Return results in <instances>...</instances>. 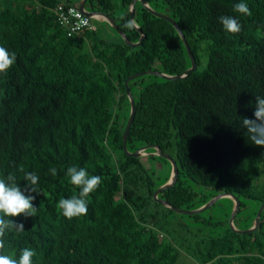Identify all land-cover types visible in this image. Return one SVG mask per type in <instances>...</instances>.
Listing matches in <instances>:
<instances>
[{
  "label": "trees",
  "instance_id": "trees-1",
  "mask_svg": "<svg viewBox=\"0 0 264 264\" xmlns=\"http://www.w3.org/2000/svg\"><path fill=\"white\" fill-rule=\"evenodd\" d=\"M77 1L26 0L0 10V46L17 57L0 74V178L12 173L23 187L24 172H34L40 192L32 193L36 216L11 218L25 230L5 237L4 254L18 258L29 247L36 252L33 264H177L179 248L164 233L175 213L224 227L195 242L199 264H264V208L260 225L244 233L228 226L229 198L219 222L208 211L174 212L152 198L169 172L161 181L154 178L141 156H128L122 148L129 115L124 80L148 69L174 75L188 68L178 32L137 1L133 20L145 34L139 45L100 38L96 29L68 36L53 8ZM116 1L86 4L110 14L135 42L131 0ZM145 1L176 21L197 67L185 78L143 75L129 81L135 114L127 149L155 145L175 160V183L158 197L191 209L232 192L240 200L234 225L248 228L264 202V147L248 140L241 121L255 118V98L264 97V0H244L251 16L234 11L240 0ZM222 15L235 17L240 32L224 30ZM150 159L170 169L161 156ZM69 166L102 181L88 197L87 215L72 220L58 208L60 198L79 192L66 175Z\"/></svg>",
  "mask_w": 264,
  "mask_h": 264
},
{
  "label": "clouds",
  "instance_id": "clouds-1",
  "mask_svg": "<svg viewBox=\"0 0 264 264\" xmlns=\"http://www.w3.org/2000/svg\"><path fill=\"white\" fill-rule=\"evenodd\" d=\"M234 11L246 16L252 14L244 0L234 5ZM219 21L223 29L229 33L237 34L241 30V24L233 16L222 15ZM16 59L15 52L0 46V74H6L16 63ZM254 117V119L242 118V127L246 129L248 140L256 146L264 147V97L256 96ZM20 171L23 172V168ZM49 172L52 176L57 175L55 167L50 168ZM66 175L79 192L78 195L74 194L70 198H60L58 208L68 220L86 216L88 197L101 185V177L89 175L85 168L77 166H69ZM22 180L26 182L23 187L12 173H9L6 179L0 178V264H33V257L36 255L35 250L29 247L20 249L18 258L4 254L5 237L11 232L22 233L25 230L22 222L11 218L34 217L38 211L33 204L36 197L32 193H40L37 188L39 176L34 172H24Z\"/></svg>",
  "mask_w": 264,
  "mask_h": 264
},
{
  "label": "water",
  "instance_id": "water-1",
  "mask_svg": "<svg viewBox=\"0 0 264 264\" xmlns=\"http://www.w3.org/2000/svg\"><path fill=\"white\" fill-rule=\"evenodd\" d=\"M137 1H139L142 4V6L145 7L148 11H150L153 15L160 17V18H164L165 20L169 21L173 25V27L178 32V34H179V36H180V38L184 44L185 50H186L187 55H188L189 60H190V66L188 68H186L182 73L174 74V75H169V74L157 71V70L148 69L146 71L134 73V74L129 75L128 77L125 78L124 87H125V91H126V94L128 97V101H129V115H128L124 130H123V133H122V148H123L125 154L128 156H134V157H139L142 155H145V156L146 155H158L170 163L171 172H170L169 178L167 179L166 182H164L163 184L158 186L152 193V198L155 202H158L161 205L170 208L174 212H177L180 214H185V215H194V214L201 213V212L205 211L206 209L210 208L211 205H213L218 199L223 198V197H228V198H231L233 200L232 210H231V213H230L229 219H228V224H229V227L231 228V230L238 232V233L254 231L260 225V222H261L260 213H261L262 209L264 208V202H261V204L259 205V207L256 211V214H255V217H254L253 224L250 227L245 228V229H239V228H236L234 226V217H235V215H236V213L240 207V200L232 192H219V193L215 194L214 196H212L208 201L203 203L201 206L196 207V208H192V209H187V208H182V207L172 205L167 200H164V199L158 197V194L161 190L167 189L175 183V180H176L177 174H178V167H177L175 160L169 154L162 152L160 150V148L158 146H155V145H145L136 151H133V152L128 151L127 146H126L127 138H128L129 131L131 128V124H132L134 114H135V101H134L132 91L129 88V84H128L129 81L134 79V78L143 76V75H156L158 77H161V78H164L167 80L168 79L173 80V79L185 78L189 74V72L194 71L197 67L195 58H194L192 52L190 51V48H189L188 44L186 43L184 34L180 30L176 21L174 19H172L171 17H169L166 13L158 12V11L152 9L145 0H131L130 5H129V23L131 25H133L139 33V38L135 42L131 41L126 36L125 32L122 31V29L120 27H118L116 21L114 20V18L110 14H107L106 12H102V11L88 9L86 7L87 0H78L75 5H77V8L84 15L88 16L89 18H91V19H102V20L107 21L111 25V27L117 32V34H119V36L124 40V42L127 45L136 46V45H139L141 43L142 39L145 37V34L142 32L141 28L133 20L134 19V8H135V4ZM166 11H167V9H166ZM147 147L148 148H154L155 149L154 153L153 154L146 153L145 150Z\"/></svg>",
  "mask_w": 264,
  "mask_h": 264
},
{
  "label": "rangeland",
  "instance_id": "rangeland-1",
  "mask_svg": "<svg viewBox=\"0 0 264 264\" xmlns=\"http://www.w3.org/2000/svg\"><path fill=\"white\" fill-rule=\"evenodd\" d=\"M25 1L26 0H0V10L4 6H13L18 2L25 3ZM116 2H119V0H117ZM86 7L90 9L87 4ZM117 12L118 11L116 9L115 14ZM92 23L95 26L96 33L100 38L113 40V41L119 39L120 37L119 34H117V32L111 27V25L107 21L102 19H92ZM204 62L205 61L202 62L199 68L203 67ZM145 151L146 153L153 154L155 149L147 147ZM141 160L146 167L151 168V171L154 173L153 177L160 179V181L162 180V178H164L167 175L168 172L169 174L171 172V165L169 169L168 164L162 162L161 160L154 161L150 159V155H146V156L142 155ZM229 199L230 201H232V206H233V200L231 198ZM229 199L228 197H223L218 199L213 205H211L210 208L205 210L208 211V213H205V215H211L213 220L212 222L222 221L224 219V214L229 209V205H230ZM229 215L227 219H229ZM169 216L171 217L170 220L171 223H169V225L166 226L164 233L166 237L170 238L179 248L180 256L177 264H179V262L181 264H199L198 257L195 254H193V249L196 247L195 242L199 239L207 238V236L214 234L212 232V228H216L218 231H220L224 227L221 228V226H214V225L211 226L210 224L202 225L201 223H193L192 218H189L187 216L180 217L175 213H171L169 214ZM178 220H181L183 223L186 224V226L185 227L179 226L177 224ZM235 227L238 228L237 226Z\"/></svg>",
  "mask_w": 264,
  "mask_h": 264
},
{
  "label": "built area",
  "instance_id": "built-area-1",
  "mask_svg": "<svg viewBox=\"0 0 264 264\" xmlns=\"http://www.w3.org/2000/svg\"><path fill=\"white\" fill-rule=\"evenodd\" d=\"M53 12L68 36L79 35L84 30L96 29L92 23V19L84 15L77 8V5L57 3L53 8Z\"/></svg>",
  "mask_w": 264,
  "mask_h": 264
}]
</instances>
